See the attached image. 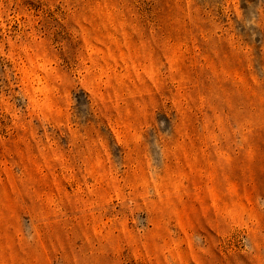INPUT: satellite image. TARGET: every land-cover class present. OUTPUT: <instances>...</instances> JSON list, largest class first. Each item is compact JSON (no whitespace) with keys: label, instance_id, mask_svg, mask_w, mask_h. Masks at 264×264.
Returning a JSON list of instances; mask_svg holds the SVG:
<instances>
[{"label":"rangeland","instance_id":"1","mask_svg":"<svg viewBox=\"0 0 264 264\" xmlns=\"http://www.w3.org/2000/svg\"><path fill=\"white\" fill-rule=\"evenodd\" d=\"M0 264H264V0H0Z\"/></svg>","mask_w":264,"mask_h":264}]
</instances>
